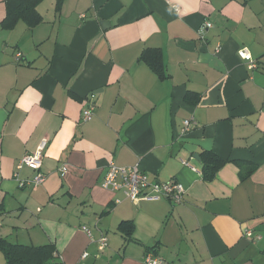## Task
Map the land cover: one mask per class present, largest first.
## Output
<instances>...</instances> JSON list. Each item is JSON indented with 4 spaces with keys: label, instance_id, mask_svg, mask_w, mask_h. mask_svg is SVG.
Segmentation results:
<instances>
[{
    "label": "crops",
    "instance_id": "obj_1",
    "mask_svg": "<svg viewBox=\"0 0 264 264\" xmlns=\"http://www.w3.org/2000/svg\"><path fill=\"white\" fill-rule=\"evenodd\" d=\"M19 2L0 0V241L48 264H264V0H41L31 26ZM43 139L45 181L21 188ZM110 161L186 193L133 203L101 187Z\"/></svg>",
    "mask_w": 264,
    "mask_h": 264
},
{
    "label": "built area",
    "instance_id": "obj_2",
    "mask_svg": "<svg viewBox=\"0 0 264 264\" xmlns=\"http://www.w3.org/2000/svg\"><path fill=\"white\" fill-rule=\"evenodd\" d=\"M83 17V15L81 16ZM206 27H210V24H206ZM237 56L240 60L249 63L250 67H253L252 57L250 52L245 47H241L237 50ZM15 60L19 61L21 58L20 53L15 54ZM93 116V108L89 107L84 109L80 115V122H87L91 120ZM195 121L192 119L184 120L180 134L183 135L195 127ZM47 140H41L36 151L31 154L24 155L17 164V170L26 167L34 172L31 180L19 179L17 172L14 174V179L18 182V185L22 188L30 185L36 187L45 181V175L40 171L42 165L43 150L46 146ZM187 165L186 162H183ZM62 168V172H64ZM193 169V168H192ZM194 170V169H193ZM101 187L105 190L114 192H121L125 198L131 200L133 203L140 201H156L162 198H168L174 203H180L186 193L184 187L174 181L169 180L160 182L158 180H152L147 174L142 172L137 165L133 166H118L113 161L108 162L107 171L103 177ZM119 201H116L118 203ZM81 230L87 235L91 242L96 244L97 250L102 252L107 246V237L100 235L96 240L93 239L91 230L82 226ZM246 239L255 241L260 237L254 234L251 230L246 229L242 234ZM87 254L84 252L81 256L82 259L86 258ZM145 264H163L158 259H154L150 255L146 256Z\"/></svg>",
    "mask_w": 264,
    "mask_h": 264
},
{
    "label": "trees",
    "instance_id": "obj_3",
    "mask_svg": "<svg viewBox=\"0 0 264 264\" xmlns=\"http://www.w3.org/2000/svg\"><path fill=\"white\" fill-rule=\"evenodd\" d=\"M40 1L20 0L14 11L9 12L8 19H22L29 26L39 23L41 18L35 13V7ZM219 162V160H214V166L220 164ZM207 177L210 178L211 176L208 175ZM0 248L9 264H48V261L54 258L49 246L27 247L0 241Z\"/></svg>",
    "mask_w": 264,
    "mask_h": 264
}]
</instances>
